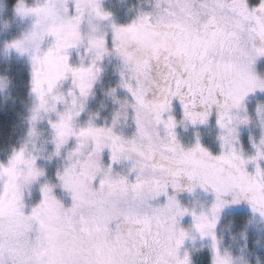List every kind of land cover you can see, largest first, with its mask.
I'll use <instances>...</instances> for the list:
<instances>
[{
	"label": "snow or ice",
	"instance_id": "snow-or-ice-1",
	"mask_svg": "<svg viewBox=\"0 0 264 264\" xmlns=\"http://www.w3.org/2000/svg\"><path fill=\"white\" fill-rule=\"evenodd\" d=\"M73 2L74 13L68 0L16 5L35 23L5 48L30 58L35 103L25 142L0 161V264H193L185 244L194 233L210 238L212 264H236L217 235L222 214L246 202L264 218V136L253 140L254 153L239 136L251 123L248 98L264 92L256 68L264 57V0H154L151 11L141 9L127 24L116 22L103 0ZM93 21L110 23L111 48ZM73 50H82L79 64ZM113 55L121 61L118 87L130 98L111 88L119 107L110 123L98 124L97 113L79 123L101 64ZM7 85L0 76V87ZM255 111L264 125V101ZM214 112L221 151L206 147L199 133L185 146L177 128L206 125ZM44 120L54 146L47 154L39 146ZM130 122L135 130L127 135ZM42 157L63 161L53 176ZM122 162L125 171L115 167ZM197 189L214 195L205 210L177 198ZM188 215L192 224L182 226Z\"/></svg>",
	"mask_w": 264,
	"mask_h": 264
},
{
	"label": "rangeland",
	"instance_id": "rangeland-1",
	"mask_svg": "<svg viewBox=\"0 0 264 264\" xmlns=\"http://www.w3.org/2000/svg\"><path fill=\"white\" fill-rule=\"evenodd\" d=\"M252 1H254L255 3L259 2V0H249L250 6H253ZM1 4L2 3H0V5ZM103 5L106 10L111 11L113 13V19L116 22L121 23V24L131 23L132 20L135 19L138 14V12L135 10L126 13L124 10L118 7H113L112 4L110 3V0H103ZM68 6L70 8V12L74 13L73 0H68ZM141 8L146 11H151L152 5L151 4L141 5ZM13 15H14V20L18 21L19 29H22V34L21 36H17V33H15L14 30H10L9 32H7L6 30L9 24L7 21H4L3 25L5 27L4 28L5 30L0 29V33H7L8 35L0 36V37H4L5 40L7 39V43L14 39L22 38L27 32H29L32 29L35 23V19H36L33 16L22 17L18 14H13ZM29 20H30V24H27ZM102 27H103V31L104 30L109 31V32H105V31L104 32L106 33V37L108 40V46L111 48L112 47L111 25L109 22H104ZM85 30H86V27L84 25V31ZM47 43L48 42L46 41L44 44L45 47L47 46ZM2 49H3V54H8V53L10 54V52H16L15 50H10V51L6 50L5 46L2 47ZM73 52H74V54L72 53L73 63L79 64L80 63L79 55L82 53V50H73ZM20 56H25L29 58L28 55H20ZM111 63L113 64V67L114 66L118 67V70H116L114 74L111 73L109 70H107V66L110 65ZM101 66L104 69L101 75V79L95 85V88L97 87V89L94 88L93 95L89 97L86 110L84 113H82L81 117L78 119L79 123H86L87 119L89 118L88 113L98 114L95 117L96 122L98 124H103L106 121L110 123L114 111L117 110L119 106L114 102L113 98L111 97V103L106 106V110L100 111V108L105 107V105L103 104L101 100V96L99 95L101 91H103L104 94L107 95L108 90L114 87L117 89V95H119L121 98H125V97L130 98V94L127 92L126 89L118 87L120 80H121L120 71H119L121 67V62L119 61V58L113 57V56L105 57ZM256 68L260 72V74L264 76V57L258 58ZM113 77H115L116 79ZM113 80L115 81L113 82ZM102 83H104L103 86H106L109 88H100L101 87L100 84ZM68 87H70V83L66 82L64 85L65 90ZM7 88H8V85L6 88L0 89V91L3 94H6ZM98 88L100 89L98 90ZM31 95L33 96V104H34L35 97L32 93ZM258 101H264V92L258 91L257 93H255L254 95H251L248 98L247 106H248L249 115L251 117V123L248 125H242L239 129L240 143L242 144L246 153H254L255 147L253 145V140H255L258 143L260 138L264 136V133H262L259 130V128L253 129L254 125H262L255 111ZM173 115L176 116L178 120L182 119L183 117V106L181 105L178 98L173 100ZM214 119L216 123L217 117H216L215 112L209 118V122L206 125H200V126L189 125L187 128H185L182 125L179 126L177 128V132L179 134L178 138L181 140L183 144H185V146H191L196 141L197 133H198L197 130L202 129L204 131L203 137L204 136L208 137L210 141H212V143L214 141L215 148L214 147L210 148L207 145V142H205L202 139L203 137L200 136L199 134V138L201 142L206 147H208L211 151L218 154L221 151V141L219 140L221 129L218 127L216 123V127H217V129L215 130L216 133L210 131V125L212 121L214 122ZM28 127H29V124H28ZM28 127H27V130H28ZM38 128L43 133L39 146L46 149L45 154L50 153L51 151L54 150V146L51 143V128L48 125L46 120L40 121L38 123ZM134 130H135V126L131 122L129 126H125L123 128L124 133L127 135H131ZM26 134H27V131H26ZM26 138L27 136H25L24 141H22V144L25 142ZM8 156L9 155L4 156L3 158H0V161H6ZM57 160H59V158H55L53 161H48V160L43 159L42 157L39 163L41 166L47 169L48 174L50 176H53L57 165H59V164L54 163ZM105 161L110 162V157L107 153L105 154ZM128 166H129L128 162H122V163H118L117 165H115V167L119 171H125ZM203 192L204 191L197 189L195 193H189L187 191H184V192L177 193L176 195L182 204L188 206L189 208H195L197 211H201V210H205L208 207H210L214 199V195L212 193H205L207 194L209 199L207 200L202 199L201 193ZM57 193L58 195L61 194L59 189L57 190ZM165 199L166 198L161 197L160 201L164 202ZM230 208H240V209L245 210L244 214H241L235 217V226L231 229L232 240H237L238 237H241V236L243 238L238 239V244H239L238 247H235L227 238H225L224 233L229 232V226H228L229 221L225 219V213H223L222 218L217 227V235L223 241L222 249H225V248L228 249L233 254V256L243 259L246 262V264H264V249H260L257 247L258 244H264V218L260 217L258 213H254L251 209V206L247 204L246 202H243L238 206H232ZM181 224L182 226H185V227L191 225L192 217L190 215L183 217L181 220ZM248 224H255L256 230L255 231L250 230L246 226ZM194 235H196V240L186 241L185 248L191 250V253H192L196 249L198 244H202V245H206L207 247H209L211 251V255H213L212 250H211L210 238L202 239L199 237L197 233H194Z\"/></svg>",
	"mask_w": 264,
	"mask_h": 264
},
{
	"label": "trees",
	"instance_id": "trees-1",
	"mask_svg": "<svg viewBox=\"0 0 264 264\" xmlns=\"http://www.w3.org/2000/svg\"><path fill=\"white\" fill-rule=\"evenodd\" d=\"M37 2L38 0H26V3L30 6H35ZM40 2H42V0H40ZM252 2L253 6H255L260 0L256 3L254 1ZM17 3L18 0H3V3L0 5V29L5 30L3 22L7 21L9 25L6 31L9 32L10 30H14L17 36H21L22 29H19L18 21L14 20L13 15L17 14ZM27 24H30V20ZM104 31L109 32L108 30ZM5 44H7V39L5 40L4 37H0V48L4 47ZM3 55L9 58L10 62L5 63L3 60H0V76L7 77L8 79L6 94L0 91V158L9 155L14 148H19L22 145L29 124L28 117L30 115V109L33 104V96L31 95L32 72L30 58L20 56L16 52ZM107 70L114 74L116 70H118V67H113L111 63L107 66ZM114 81L115 80H113V82ZM103 85L104 83L100 84V86ZM100 88L109 87L103 86ZM100 88H98V90ZM95 89H97V87ZM99 95L101 94L99 93ZM90 115L91 114L88 113V116ZM216 129L217 127L214 119V122L212 121L210 125V131L216 133ZM197 132L203 137L204 131L202 129H198ZM202 139L207 142L210 148H215L214 141L213 144L212 141L205 136ZM194 252L198 254H194ZM191 254L193 264H212L211 251L206 245L198 244Z\"/></svg>",
	"mask_w": 264,
	"mask_h": 264
},
{
	"label": "clouds",
	"instance_id": "clouds-1",
	"mask_svg": "<svg viewBox=\"0 0 264 264\" xmlns=\"http://www.w3.org/2000/svg\"><path fill=\"white\" fill-rule=\"evenodd\" d=\"M0 3H3V0H0ZM110 3L112 4L113 7H118L122 10H124L126 13L130 12V11H137L139 12L142 8L141 5H145V4H151L154 3V0H110ZM94 24L99 25L100 28V32L98 34H103V27L102 25L104 24V22L101 21H93ZM85 33L86 35L91 31L89 25L87 23H85ZM7 33H0V36H6ZM113 57H116L115 55H113ZM0 60H3L5 63H9V58L4 57L3 55V49L0 48ZM120 61V59H119ZM121 62V61H120ZM153 71L155 72V74L157 75V77H159L160 73L163 71V69L159 66L156 65L153 69ZM103 87V86H101ZM114 88V87H113ZM0 89H3L2 87H0ZM101 95V100L103 102V104L105 105V107L100 108V111H105L106 110V106L109 105L111 103V96L105 95L103 91H101L100 93ZM255 128H259V130L264 133V126L262 125H254L253 129ZM252 130V129H250ZM55 164H62L63 161L61 160H57L54 162ZM206 192L201 193V198L202 199H209V197L207 196V194H205ZM245 210L244 209H240V208H229L226 212H225V219L227 221H229L228 226H229V232L224 233L225 238H227L235 247H238V239H242L243 237H238L237 240H232L231 238V229L235 226V217L241 214H244ZM250 230L255 231L256 230V226L255 224H248L246 225ZM258 248L260 249H264V244H258L257 245ZM194 254H198L196 252H194ZM236 264H246V262L237 257L236 260Z\"/></svg>",
	"mask_w": 264,
	"mask_h": 264
}]
</instances>
